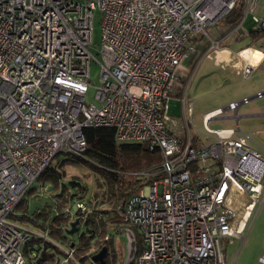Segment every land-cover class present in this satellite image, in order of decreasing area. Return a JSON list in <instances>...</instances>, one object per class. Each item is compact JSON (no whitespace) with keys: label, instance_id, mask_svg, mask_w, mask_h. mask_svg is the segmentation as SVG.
I'll return each mask as SVG.
<instances>
[{"label":"built area","instance_id":"1","mask_svg":"<svg viewBox=\"0 0 264 264\" xmlns=\"http://www.w3.org/2000/svg\"><path fill=\"white\" fill-rule=\"evenodd\" d=\"M257 1L245 0L242 18L229 27L221 20L237 0H0V264H36L44 247L37 239L63 251L60 264H79L73 245L12 215L56 158L84 156L90 126L112 127L118 142H145L163 156L151 173L161 177L118 204L127 223L117 228L128 238L126 264H227L225 242L243 239L264 200V152L238 126L240 106L263 98L264 89L204 113L202 132L188 77L177 71L205 39L202 54L244 35L240 26ZM96 9L101 61L90 50ZM251 18L263 34L254 52L261 47L264 57V16ZM214 25L223 29L211 38ZM240 59L249 78L255 65ZM93 60L100 77L88 102ZM177 92L180 117L170 113ZM227 117L234 127H209ZM75 201V209L69 203L53 212L68 218L65 232L77 212L82 223L89 212L87 201ZM135 229L143 244L138 255Z\"/></svg>","mask_w":264,"mask_h":264},{"label":"rangeland","instance_id":"2","mask_svg":"<svg viewBox=\"0 0 264 264\" xmlns=\"http://www.w3.org/2000/svg\"><path fill=\"white\" fill-rule=\"evenodd\" d=\"M102 13L99 9L94 11L93 18V42L90 47L91 52L101 61L100 49L102 46ZM251 24V14L245 15L240 29L243 30ZM223 28L220 25H214L208 29L211 38H215L216 33ZM209 40L205 39L202 44H199L196 49L190 52L181 63L177 71L179 77H188L189 87L188 95L194 100L193 120L197 130L204 132L202 125L203 114L216 107H224L230 101L240 100L244 96H248L254 92V86L258 84L263 78L259 77L255 80H227L224 78L223 66L218 62L219 50H213L202 54L205 46ZM195 66L192 67V63ZM242 65L239 66V72L243 73ZM100 65L96 60L91 64V81L92 87L87 94V101H94L96 86L99 85ZM264 97L261 99H254L249 104L242 106L238 110L239 123L241 129L248 134L252 139L250 142L257 148L264 152V117L246 116L247 113L255 110V107L264 104ZM180 111V112H179ZM175 115L181 114V109L173 112ZM231 114L225 112V115ZM236 124L235 119L213 120L210 122L211 128H229ZM63 158L58 157L53 164L61 161ZM118 160L120 166L118 172H122L126 179L142 178L150 175L152 172L159 169L163 160L162 153H145L126 151L119 154ZM159 165V166H158ZM64 180L68 183L74 180L78 184H68V190L77 193L80 188H84L82 196L85 201H91V206L97 205L101 198L94 196L96 193L105 189L104 175L90 167L84 161H68L63 167ZM264 182V181H263ZM50 182H40L36 180L33 183V190L27 194L26 203L28 211L31 212L36 208L44 206L46 203H53L60 197L57 194L61 193L62 185L56 186L54 184L45 190V185ZM76 200V198H74ZM72 200V208L75 209V200ZM83 224V223H82ZM26 225V224H25ZM83 227V225H82ZM109 231H113L115 244L118 250H122L124 262H128L130 258L128 238L125 234L117 228L109 226ZM136 235V233H135ZM71 238L77 240L78 233L69 235ZM243 239H230L225 242V256L227 264H259V257L264 253V200L262 204L257 207L255 214L247 223L243 231ZM64 246V245H62ZM65 247V246H64ZM69 247V246H66ZM120 251L118 252V259H120ZM93 261L87 259L86 264H91ZM68 264V263H65ZM69 264H75L70 262ZM135 264V263H133Z\"/></svg>","mask_w":264,"mask_h":264},{"label":"trees","instance_id":"3","mask_svg":"<svg viewBox=\"0 0 264 264\" xmlns=\"http://www.w3.org/2000/svg\"><path fill=\"white\" fill-rule=\"evenodd\" d=\"M245 1L237 0L234 8L224 18L221 23L234 27L242 18L244 13ZM252 33H260L251 29ZM84 135L86 138V151L82 157H70L58 161L50 166L38 178L40 182H51L58 186L62 185L61 193L57 194L60 198L53 203H46L40 208L29 212L26 203V197L16 207V212L12 215L17 221L26 224V226L34 227L42 231H46L49 237L61 245H73V257L79 264H86L87 259L92 260V255L102 249L104 246L108 248L106 264H123L124 256L122 250H118L114 245L113 235L109 231V226L120 227L126 225L121 212L118 209V204L126 200L130 195L135 193L139 188L147 183L160 178V175H148L142 178L126 179L122 172L117 169L120 166L118 160L119 154L126 151L145 152V153H160L158 148L151 149L145 142H118L115 138V130L112 127H85ZM68 161H81L90 165L93 169L101 172L105 179V189L94 196L100 197L101 200L97 205L91 206V201H88L89 212L83 219V227L78 233V239L71 238L66 232L65 227L68 223V218L63 214L54 215L55 209H63L74 198L83 193L84 188H80L77 193L68 190V184H78L74 180L65 183L63 167ZM159 166V165H158ZM157 173L158 170L152 172ZM33 186L28 194L33 190ZM136 231L137 255L143 250V244L139 233ZM44 243L42 255L36 264H60L63 251L51 242L43 239L34 240L39 244ZM33 246V245H32ZM120 251V259L118 252ZM93 261V260H92ZM132 261L129 264H133ZM91 264H98L92 262Z\"/></svg>","mask_w":264,"mask_h":264},{"label":"crops","instance_id":"4","mask_svg":"<svg viewBox=\"0 0 264 264\" xmlns=\"http://www.w3.org/2000/svg\"><path fill=\"white\" fill-rule=\"evenodd\" d=\"M252 13L257 14L259 16H264V0H258L257 1L256 5L253 8ZM252 13H250L251 16H252ZM251 29H253L252 18H251L250 26H248L247 28H245L243 30L245 33L244 35H241L240 37L228 38L227 40L224 41L222 48L219 50L220 52H219V56H218V60H219L218 62L220 63V65L223 66L224 78L226 77L227 80L231 81V80L238 79V78L241 80H243V79L244 80H248V79L255 80L256 78H259V77L263 78L260 82H258V84H256L254 86V92L252 93V94H254L256 91L264 89V57H263V53L261 52L260 48L258 49L257 53L254 52L263 43V34L261 32L260 33H252ZM240 58H243L246 60L251 59L253 64L255 65L254 71L249 78H244L243 73L239 72V69H238L239 66L242 65V67H243V61ZM196 61H197V59L194 61V63H192L193 67L195 66ZM180 94H181L180 92H177L175 94L174 98H172V100H171L170 113H171V115L177 116V117H180V113L175 115L173 112L176 110L178 111V109H180L178 99H177V96H179ZM252 94H250V95H252ZM188 97H189V95H188ZM190 99H192V98H190ZM249 103H247V104H249ZM244 105H246V104H243L242 106H244ZM242 106H240V108ZM216 108H218V107H216ZM246 116L264 117V104L256 106L255 110L247 113ZM226 119H232V118L227 117L225 119H216V120H226ZM238 126H239L240 130L243 133H245L240 127L239 119H238ZM229 128H232V127H229ZM245 134H247V133H245ZM250 140L252 141V139L249 137V142H250ZM250 144L253 145L251 142H250ZM113 228H115V227H113ZM110 232L113 235L114 245L116 246L115 239H114L115 235L113 234L114 232L113 231H110Z\"/></svg>","mask_w":264,"mask_h":264},{"label":"water","instance_id":"5","mask_svg":"<svg viewBox=\"0 0 264 264\" xmlns=\"http://www.w3.org/2000/svg\"><path fill=\"white\" fill-rule=\"evenodd\" d=\"M81 213H76V218L69 223L70 228L66 229L68 235H75L82 230ZM108 254L107 246H104L98 252L92 255V260L98 264H106V258Z\"/></svg>","mask_w":264,"mask_h":264},{"label":"bare ground","instance_id":"6","mask_svg":"<svg viewBox=\"0 0 264 264\" xmlns=\"http://www.w3.org/2000/svg\"><path fill=\"white\" fill-rule=\"evenodd\" d=\"M260 50H261V52H262V48H261V47H260ZM209 112H210V111H209ZM208 114L210 115L211 113H207L206 115H208ZM244 225H245L244 222L241 221V222H240V228H239L240 230H239L238 232L241 231V229L244 227ZM237 236H239V235H237Z\"/></svg>","mask_w":264,"mask_h":264}]
</instances>
